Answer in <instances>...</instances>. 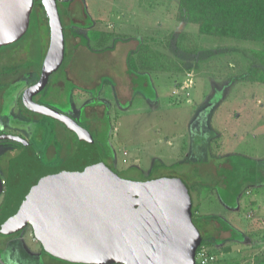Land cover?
Masks as SVG:
<instances>
[{
	"label": "rangeland",
	"instance_id": "rangeland-1",
	"mask_svg": "<svg viewBox=\"0 0 264 264\" xmlns=\"http://www.w3.org/2000/svg\"><path fill=\"white\" fill-rule=\"evenodd\" d=\"M60 1L71 2L72 6L76 3V0ZM79 2L85 10L87 6L91 25L72 26V31L85 38L87 49L98 55H89L84 50L73 52L65 45L61 66L47 79L38 101L60 113L73 114L78 125L91 133L92 120L97 122L106 113L111 132L108 138L115 145L117 155L121 149L131 156L137 151L145 161L138 164L141 171L131 168L128 161L116 168L122 178L142 181L175 176L196 184L194 198L199 192L201 207L195 217L218 218L235 232L234 235L217 232L212 240L199 247L198 252L206 258L205 264H262L264 60L259 53L264 51V42L226 36L220 28L203 35L201 24L179 17V0ZM41 19L39 11L29 14L22 40L0 47V71L19 67L22 74L31 66L29 71L35 73L21 77L16 86L0 84V115L6 118H1L0 130L2 134H17L29 141L41 164L50 166L63 164L74 154L75 145L73 148L67 145L74 141L73 134L47 118L36 117L34 122L19 118L10 121L11 117L6 116L8 111L17 114V98L24 88L36 82L42 68L49 42L46 24ZM77 41L71 39L70 43ZM129 64L136 73H148L152 84L148 82L145 89L139 84L131 92L125 76ZM65 68H70L68 76L64 74ZM9 95L13 97L12 106ZM142 97L147 100L142 101ZM95 102L96 107L90 106ZM82 108L86 118L78 116ZM40 123L44 125L42 141L38 140ZM55 133L65 148L54 142ZM208 143L213 157L207 154ZM0 144L12 150L19 148L13 141H0ZM50 144L56 146L55 154L45 152ZM5 146L1 149H7ZM48 149V153L53 151ZM179 149H182L180 156H173ZM157 153L164 155L167 163L178 159L176 167H153ZM13 156V151L2 155L0 161L4 167ZM216 162L220 163L218 167L225 166L230 171L219 169ZM214 167L218 169L216 175ZM222 183L228 184L227 191L232 185L236 190L240 187L239 196L227 194L229 198L218 199L216 193H222L219 190ZM221 200L232 208L226 220L222 218ZM195 201L199 205L197 198ZM222 238L225 240L220 243L214 241ZM13 259L0 256V264H35V259L22 254ZM44 259L50 264H67L46 255Z\"/></svg>",
	"mask_w": 264,
	"mask_h": 264
},
{
	"label": "water",
	"instance_id": "water-1",
	"mask_svg": "<svg viewBox=\"0 0 264 264\" xmlns=\"http://www.w3.org/2000/svg\"><path fill=\"white\" fill-rule=\"evenodd\" d=\"M40 2L49 44L39 79L24 90L22 104L28 111L61 122L78 142L66 163L46 167L23 138L0 135V141L23 147L8 163L5 187L0 178V196H4L0 234L29 227L46 253L69 263L176 264L177 257L187 254L194 260L199 235L192 228L186 208L189 196L180 181L163 178L141 183L119 178L101 162L85 129L72 118L32 102L59 69L65 49L56 0ZM31 7L32 0H0V47L25 33Z\"/></svg>",
	"mask_w": 264,
	"mask_h": 264
},
{
	"label": "trees",
	"instance_id": "trees-1",
	"mask_svg": "<svg viewBox=\"0 0 264 264\" xmlns=\"http://www.w3.org/2000/svg\"><path fill=\"white\" fill-rule=\"evenodd\" d=\"M57 5V12L59 15V20H61L62 28H63V34H64V43L67 45V47L70 44V40L81 38L76 33L72 31V26H90V20L88 19V16L86 15L82 4L79 2V0H76V3L72 6L71 2H63L56 0ZM78 6L77 9H75ZM35 12H38L42 14L41 20L44 21L47 27V35H48V42H49V28L47 24V20H45L44 16V10L39 0L35 1ZM34 12V13H35ZM179 14L182 19L189 23L194 24H201L200 31L204 34H210L212 30L215 28L222 29L221 32L226 34V36H232V37H239L241 39H253L257 41H263L264 42V0H179ZM204 24V25H203ZM22 36L17 39L16 41L12 42L13 45L18 44L22 40ZM82 43L85 44V41L82 39ZM10 44V43H9ZM260 57L264 60V51L259 53ZM130 61V60H129ZM61 66V65H60ZM27 69L24 71H29V68L31 66H27ZM128 73L130 76H135L136 78L139 76L138 73L132 70L131 64L128 66ZM20 71L19 67H12L9 71L2 70V73H9L11 75H14ZM41 71V69H40ZM40 72L38 73V75ZM147 76L140 77L141 80L145 81V83L148 85V78ZM261 81V80H260ZM264 81V80H262ZM137 81L134 79V84H136ZM152 92V91H151ZM94 92V97H95ZM99 104V103H98ZM97 106V102L90 104V106L94 107ZM81 117L86 118L85 110L82 111L80 114ZM91 129L93 130V133L87 131L89 135L91 136V139L95 145L97 155L100 158L101 162L108 167L114 174H116L119 178L128 180L125 178H122L118 172L114 169L112 165L113 160V151L109 145L108 142V134H109V118L106 113L103 114V117L97 122L95 120H92ZM63 125V124H62ZM65 130L69 131L73 134L74 141H72V144L77 147V136L75 133L70 130L68 127L63 125ZM21 148V146H19ZM76 150V149H75ZM75 152V151H74ZM73 156V155H72ZM71 156V157H72ZM67 162V161H66ZM65 162V163H66ZM153 167H159L163 169L173 168L176 167V165H172L170 167H166L159 162L155 161ZM152 167V168H153ZM7 172L4 174V179L6 180ZM174 179L180 181L188 194L189 198V205L186 207L189 215L190 222L192 224V228H194L198 235H199V244L197 245L194 257L196 255L197 250L199 247L207 240H212L213 236L217 234V232L226 234H235L234 231L226 224H224L222 221H220L218 218H204L203 220H200L195 217V213L198 210V203L195 197V194L197 193V186L196 184H188L185 182L181 177H175V176H162L157 178H148L142 181H134V182H148L153 181L157 179ZM229 182V181H228ZM230 183V182H229ZM228 184H226L227 186ZM220 190V189H219ZM223 193V192H222ZM219 194V197L221 199L223 194ZM2 208V207H1ZM1 211V209H0ZM211 222H216L218 227L211 224ZM18 233V232H17ZM215 238H219V236H216ZM225 239H217L214 240L217 243L222 242ZM41 247V246H40ZM157 247V246H156ZM42 253L45 255L52 257L48 253H46L42 248ZM175 250V249H174ZM158 252H162V254H167L168 251H164L163 248L157 250ZM189 254H187L184 258H181L180 256L176 259V264H196L195 258L194 260L189 258ZM56 259V258H54ZM172 257L169 259L171 260ZM168 260V261H169ZM261 262L264 264V259ZM61 261V260H59ZM63 263L67 264H77V263H69L66 261H61Z\"/></svg>",
	"mask_w": 264,
	"mask_h": 264
},
{
	"label": "crops",
	"instance_id": "crops-1",
	"mask_svg": "<svg viewBox=\"0 0 264 264\" xmlns=\"http://www.w3.org/2000/svg\"><path fill=\"white\" fill-rule=\"evenodd\" d=\"M84 9V8H83ZM85 10V9H84ZM85 12H86V14H88L87 12V6H86V10H85ZM89 17V16H88ZM91 25V24H90ZM76 39H78V41L77 42H72V43H70L69 44V49H71V51H73V52H79V51H82L83 52V50L85 51V53H88L89 55L90 54H93V55H98L97 53H95V52H91L89 49H87V46H86V40H85V38H83V37H81V38H76ZM82 39L85 41V44L84 43H82ZM74 40V39H73ZM68 49V50H69ZM128 69V68H127ZM127 69H125V76H127V78H128V84H129V89L131 90V92H134V90H135V88L138 86L139 87V84H140V87H142V88H146L147 87V84L145 83V81H143V80H141L140 79V77H142V76H147L148 77V73L146 74V73H138L139 74V76L136 78V80L135 81H137V83L136 84H134V77L135 76H130L129 75V73H128V70ZM68 72H70V68H68V70H67V68H65V70H64V74L66 75V76H68ZM146 77V78H147ZM140 79V80H139ZM149 80V83H151L152 84V82H151V80L150 79H148ZM112 84H113V82H112ZM95 88H97V91H99L100 89V87H98V85H96L95 86ZM154 91V90H153ZM96 92V91H95ZM4 95V94H3ZM141 96V95H140ZM12 99V102H13V98H11ZM0 100H1V98H0ZM147 99L145 98L144 99V97H142V101H146ZM0 106H1V102H0ZM16 106V105H15ZM70 106L72 107V102H70ZM94 107H96V105L94 106ZM14 108V107H13ZM126 108H128V106L126 107ZM125 108V111H127L128 113L130 112L128 109H126ZM80 110V109H79ZM83 110V108L81 109V111ZM80 113V112H79ZM78 113V114H79ZM73 115V114H72ZM87 117V116H86ZM1 118H5V116H1L0 115V124H1ZM0 127L2 128V126L0 125ZM0 132H1V130H0ZM109 132H110V130H109ZM111 133V132H110ZM110 133H109V135H110ZM116 138V137H115ZM115 140V139H114ZM108 142H109V145H110V147H111V149H112V151H113V160H112V165H113V167H114V169H116V168H118V167H122L123 165H125V162H130V167L131 168H133V169H136V170H138V171H141L140 169H139V163L141 164V165H143L144 163H145V161H143L142 160V156H139L138 154H136V152H134L133 153V155L131 156V155H129V153L127 152V150H123V149H121L120 150V153H119V155H117V152L115 151V145H113V144H111L110 143V139L108 138ZM208 146H209V143H208V145H207V154H210L212 157L214 156V154H211V152H210V150L208 149ZM4 147V146H3ZM2 148V144H0V150H2L1 149ZM182 152V149H179L178 151L176 150V151H174V154H173V152H170V153H172L173 154V156H180V153ZM158 154V153H157ZM126 156V158H123V157H125ZM164 155H159L158 154V156H156V157H154L155 158V161H157V162H159L160 164H162V165H164V166H166V167H170V166H172V165H176V163H178V159H176V160H174V162L173 163H167L166 161H164V157H163ZM183 156H185V154L183 155ZM129 157H130V159H129ZM126 159V160H125ZM149 158L147 157V161H149L148 160ZM152 159H153V156H152ZM152 161H154V160H152ZM118 162L120 163V164H118ZM146 164H147V162H146ZM149 164V163H148ZM219 162H216V167H218L219 166ZM138 165V166H137ZM209 165V164H208ZM212 165V167H213V164H211ZM216 167H214V172H215V175L217 174V172H218V169L216 168ZM141 168V167H140ZM219 169H223L224 171H226V172H228V171H230V168H226L225 166H222V168H220V167H218ZM128 169V168H127ZM149 169H151V168H149ZM234 186L235 185H232V187L227 191V186H226V184L225 183H222V185H221V188H220V190L223 192V195H222V198H224L225 196H226V198H229V196L227 195V194H231V196H234L235 194H237V196H239V193H240V187L239 188H237V190L234 188ZM217 194V196L216 197H218V199H221L220 197H219V194L218 193H216ZM222 194V193H221ZM200 195H199V192H198V194H197V199H198V201H199V209H200V207H201V204H200V200H199V197ZM223 200V199H222ZM221 200V202H219L221 205H222V207H223V216H222V218L223 219H225L226 220V214H228V213H230V211L232 210V208L227 204V203H224L223 201ZM238 203V202H237ZM0 206H1V203H0ZM198 212H199V210H198ZM198 216H202V215H199V213H198ZM207 217V216H206ZM206 217H204V218H206ZM213 218V217H212ZM220 220V219H219ZM222 222L226 225V223L227 222H225V221H223L222 220ZM211 224H217L216 222H211ZM228 225V224H227ZM229 226V225H228ZM230 227V226H229ZM34 245V248H32V246ZM31 246V247H30ZM23 255L24 257H28V258H33V259H35V264H44V263H46L47 261L44 259L43 260V257H42V252H41V248H40V244H38V242H36L35 240H34V238H33V236H32V232L30 231V228H25L24 229V231H22L20 234H16V235H12V236H5V235H1L0 234V256H9V257H11L12 259L14 258V256H16V255ZM40 257V258H39ZM14 260V259H13ZM46 264H49L48 262L46 263ZM52 264V263H51Z\"/></svg>",
	"mask_w": 264,
	"mask_h": 264
},
{
	"label": "flooded vegetation",
	"instance_id": "flooded-vegetation-1",
	"mask_svg": "<svg viewBox=\"0 0 264 264\" xmlns=\"http://www.w3.org/2000/svg\"><path fill=\"white\" fill-rule=\"evenodd\" d=\"M35 1L36 0H32V7H31V10H30V14L31 13H34L36 10H35ZM40 1V0H39ZM60 1V0H59ZM41 3V2H40ZM44 16H45V13H44ZM13 54V53H12ZM0 61H1V59H0ZM20 71L18 72V73H16V74H14V75H11V74H9V73H2L1 71H0V84L1 83H6L7 85H9V84H11V85H13V86H16V84L17 83H19V82H21L20 80H22L21 79V77H24V76H26V77H29V76H31V75H35V73H33V72H30V71H26V72H22V74H20ZM19 77H18V76ZM40 75V74H39ZM39 75L37 74L36 76H37V79H39ZM5 79V80H4ZM16 79H18V80H16ZM36 79V82L35 83H37V80ZM4 80V81H3ZM34 83V84H35ZM34 84H32V85H34ZM59 84V83H58ZM32 85H29V86H27L26 88H24L23 90H22V92H21V94L19 95V97L17 98L18 100H17V102H16V111H17V114H15V115H12L11 113H10V111H8V114L6 115L7 117H11V118H9L10 119V121L11 120H13V119H17V118H19V119H24V120H26V121H31V122H34V120H36V117H39V119H43V118H47V119H50V120H52V121H54V122H56V123H58V124H60L61 126H63L62 125V123L61 122H59V121H57V120H54V119H51V118H49V117H47V116H44V115H39V114H35V113H33V112H31V111H28V110H26V108L23 106V104H22V100H21V97H22V93L24 92V90L25 89H27L28 87H30V86H32ZM47 86V85H46ZM60 86V85H59ZM46 88V87H45ZM44 88V89H45ZM43 89V90H44ZM43 90L40 92V93H38V94H36V95H34L33 97H32V102L34 103V104H36V105H39V106H43V107H47V108H50V109H52V110H54L52 107H49L48 105H45V104H42V103H40L39 101H38V99H37V97H38V95L39 94H41L42 92H43ZM10 96V98H8V100L9 101H11V106H12V99L11 98H13L12 97V95H9ZM0 98H1V96H0ZM0 102H1V100H0ZM10 106V107H11ZM10 107H9V109H10ZM71 107V106H70ZM8 109V110H9ZM85 109H83L82 111H84ZM56 112H58L57 110H55ZM82 111H81V109H80V113L78 114V116L82 113ZM21 112V113H20ZM59 114H61V115H64V116H67V117H69V118H72L77 124H78V122H77V118L75 117V116H73L72 114L70 115V114H68V113H65V114H63V113H60V112H58ZM20 115H21V117H20ZM23 117V118H22ZM4 119H6V118H4ZM8 119V118H7ZM8 121V120H7ZM21 121H23V120H21ZM8 124L9 125H11V123H9L8 122ZM5 126H8L7 125V123L5 124ZM43 124H41L40 123V127H39V129H40V134L38 135V140H41L42 141V139L44 140V137H43V135H42V133H43V131L41 130L42 128H43ZM51 132H55L53 129H52V131ZM0 135H3L1 132H0ZM5 135H12V136H18V137H20V135H17V134H9V133H6ZM53 135V134H52ZM54 136V142L57 144V142H58V140L57 139H59L58 138V133L56 134H54L53 135ZM57 136V137H56ZM24 139V138H23ZM66 140V139H65ZM70 140V139H69ZM24 141H27L26 139H24ZM60 142H58L59 143V148H65L64 146H62L61 145V140H59ZM29 144H30V142L29 141H27ZM66 142H67V140H66ZM18 144V143H17ZM31 145V144H30ZM64 145V144H63ZM67 145L69 146V148H73V144H72V140H70L69 142H67ZM2 146H5V145H2ZM19 146H21V148H17L16 147V149H14V150H12L10 147H8V146H5V147H7V149H3V150H0V158L2 157V155L4 154V153H6V152H9V151H13L14 152V156H13V158L15 157V156H17L21 151H22V149H23V147H22V145H20L19 144ZM31 147L34 149V147H33V145H31ZM56 146H52L51 144L50 145H48V146H46L45 147V152L47 153V154H50V155H52V154H55V148ZM75 147V146H74ZM48 148H52L53 149V151H51L50 153H48ZM34 152L36 153V155H37V157H38V159H39V155L37 154V151H35V149H34ZM74 152V151H73ZM70 159V158H69ZM40 160V159H39ZM9 163V162H8ZM8 163H7V165H6V167H4V165L2 164V162L0 161V178H4V174H5V172H7L6 170L8 169ZM65 162H63V164H64ZM60 165H62V164H60ZM60 165H50V166H46V167H57V166H60ZM0 198H1V200H0V203H1V206H0V209H1V207H2V205H3V200H4V196L2 195V196H0ZM27 228V227H26ZM29 228V227H28ZM31 230V229H30ZM22 231H24V229L23 230H21V231H18V233L16 232V233H13V234H8V235H5V236H12V235H16V234H20ZM32 232V231H31ZM1 235H3V234H1ZM33 236V235H32ZM34 238V237H33ZM34 240L36 241V239L34 238ZM37 242V241H36ZM39 244V243H38ZM41 248V247H40ZM41 252H42V250H41ZM44 255L45 254H43L42 253V257H44ZM46 256H48V255H46ZM48 257H50V256H48ZM51 258V257H50ZM51 259H54V258H51ZM47 263V262H46ZM46 263H44V264H46ZM50 264V263H49Z\"/></svg>",
	"mask_w": 264,
	"mask_h": 264
},
{
	"label": "built area",
	"instance_id": "built-area-1",
	"mask_svg": "<svg viewBox=\"0 0 264 264\" xmlns=\"http://www.w3.org/2000/svg\"><path fill=\"white\" fill-rule=\"evenodd\" d=\"M1 185L3 186V187H5V185H6V180L4 179V178H1ZM202 257H204L203 256V254H201L200 252H198V250H197V252H196V255H195V262H196V264H205V262H206V258H202Z\"/></svg>",
	"mask_w": 264,
	"mask_h": 264
}]
</instances>
